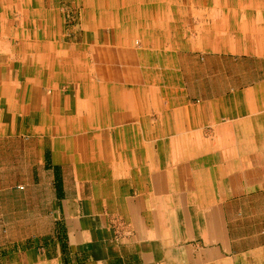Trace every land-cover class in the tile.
<instances>
[{"label":"crops","instance_id":"0c3cea01","mask_svg":"<svg viewBox=\"0 0 264 264\" xmlns=\"http://www.w3.org/2000/svg\"><path fill=\"white\" fill-rule=\"evenodd\" d=\"M77 1L0 0V264H264V0Z\"/></svg>","mask_w":264,"mask_h":264},{"label":"rangeland","instance_id":"374dc122","mask_svg":"<svg viewBox=\"0 0 264 264\" xmlns=\"http://www.w3.org/2000/svg\"><path fill=\"white\" fill-rule=\"evenodd\" d=\"M91 1L93 0H87V2L89 3L88 6L89 5L91 6V4H95L97 2L95 0L91 3ZM126 1L128 0H125V2ZM100 2H101L100 4L104 6L105 2H108V0H104V1L100 0ZM109 2H114L115 4H117V0H109ZM160 2H162L164 6L165 3H169V0H161ZM42 3H43V0H5V6L8 12L10 13L9 14V17H10L9 38L7 42V45L9 46L8 47L9 50L17 48V46L20 43L19 33H21L22 30L24 31V26H20L19 23L23 24L25 21L30 20V19L34 20L32 24H34L33 25L34 31H36V36L32 37L35 42L34 45H38V43L46 39L47 40L54 39V36H51V35L50 37L45 36V35H48L47 33L48 31H45V30H49V28L47 26L48 22H46L43 18V13H47V10L48 12L52 10H53L52 12H54V10H56L60 13L61 21L59 23L60 25H62V32L60 34H61V39L63 41L65 40V37H68L70 35L69 33L71 30H74V31L77 30V32H80L82 28L80 26L81 24L80 23L81 22L80 5H82L81 3H79L77 0H69L67 1V3H65L62 0V2H60V5L57 4L55 8L52 6V3L50 0H48V3L45 2V0H44V3L43 4ZM170 8L174 9V11H171L170 13L172 14L178 13L177 5H174L173 7H170ZM107 9L111 13L110 15L111 17H114V16L116 17L113 20L111 18V20L116 23L115 26H117V28H120V23H119L120 14L130 13L129 9L126 8L124 12L119 7H114L113 4L109 5V8ZM91 22H89V24H91ZM56 31H59V30H56ZM50 32L53 33V31L51 30ZM58 39L62 42V44H64V42L60 38ZM36 50L37 52L40 50L38 46ZM24 52L26 56L29 55L27 51H24ZM16 56H17L16 50L10 51L9 59L11 61H19L20 59H18ZM27 59L31 60L32 58L28 56Z\"/></svg>","mask_w":264,"mask_h":264},{"label":"bare ground","instance_id":"6f19581e","mask_svg":"<svg viewBox=\"0 0 264 264\" xmlns=\"http://www.w3.org/2000/svg\"><path fill=\"white\" fill-rule=\"evenodd\" d=\"M96 1H97V0H96ZM135 1H137V0H135ZM151 4H152V3H151ZM108 15H109L108 18L111 20V18H112V17L110 16L111 13H109ZM115 18H116V17L114 16V19H115ZM112 19H113V18H112ZM116 20H117V19H116ZM93 22L95 23V21H93ZM91 23H92V22H91ZM94 23L91 24V27H95V26L97 27L96 23H95V25H94ZM99 24H103V23H99ZM108 24H112V20H111L110 23L108 22ZM93 30H94V29H93ZM100 34H101V33H100ZM21 43H23L24 45L26 44L25 41H23V42H21ZM101 43H102V42H101ZM21 45H22V44H21ZM100 45H101V44H100ZM22 48H23V47H22ZM23 51H25V50L23 49ZM91 52H92V51H91ZM24 57H25V56H24ZM24 57H23V58H24Z\"/></svg>","mask_w":264,"mask_h":264}]
</instances>
